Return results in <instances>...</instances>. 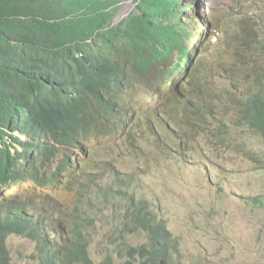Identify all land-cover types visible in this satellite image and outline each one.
I'll return each instance as SVG.
<instances>
[{"label":"trees","instance_id":"1","mask_svg":"<svg viewBox=\"0 0 264 264\" xmlns=\"http://www.w3.org/2000/svg\"><path fill=\"white\" fill-rule=\"evenodd\" d=\"M121 2L0 0V264H11L7 239L14 234L36 244L39 264H95L90 256L91 221L97 219L113 230L110 217L120 207L126 213L122 226H130V234L145 232L149 244L110 242V247L97 250L101 258L97 264L169 260L175 242L148 204L136 199L134 180L114 172L103 187L106 172L98 169L101 163L93 156L103 148L130 142L141 131L159 139L158 126L172 134L178 128L184 135L213 125V120H220L221 106L230 100L213 84L204 59H195L201 43L209 45L212 32L200 35L197 22L199 37L192 38L193 4L133 0V12L115 22ZM235 43L236 58L254 55V45L240 37ZM255 63L234 64L228 75L240 80L242 70L256 69ZM252 89L250 96L238 100L230 124L248 126L264 142V78L256 77ZM177 147L183 151L180 144ZM254 202L263 206L260 200ZM75 252L82 257L75 259Z\"/></svg>","mask_w":264,"mask_h":264},{"label":"rangeland","instance_id":"2","mask_svg":"<svg viewBox=\"0 0 264 264\" xmlns=\"http://www.w3.org/2000/svg\"><path fill=\"white\" fill-rule=\"evenodd\" d=\"M189 3L193 4L190 20L195 26L199 22L200 35L212 32L217 38H210L206 47L202 42L195 59H204L213 84L230 100L221 106L220 120L184 135L178 128L172 134L158 126L159 139L141 131L130 142L103 148L93 157L108 175L104 174L103 187L114 172L132 178L136 199L144 200L163 222L175 242L165 264H264V142L248 126L230 124L238 100L252 94L256 77L264 78V37H254L264 35V0H181L182 5ZM133 10V0H122L115 22ZM191 32L196 36L195 28ZM239 37L255 46L253 56L235 57ZM239 62H256V69L242 70L240 80L230 77L228 72ZM125 214L113 211L114 232L97 219L91 221L90 256L95 264L101 259L97 250L110 247V242L149 244L145 232L130 234L131 227L122 226ZM7 247L11 264H38L34 242L13 235Z\"/></svg>","mask_w":264,"mask_h":264},{"label":"bare ground","instance_id":"3","mask_svg":"<svg viewBox=\"0 0 264 264\" xmlns=\"http://www.w3.org/2000/svg\"><path fill=\"white\" fill-rule=\"evenodd\" d=\"M114 1H115V0H114ZM117 4H118V3H117ZM113 6H114V4H113ZM184 6H186V5H184ZM107 11H108V10H107ZM117 17H118V16H117ZM169 30H170V29H169ZM170 31H171V30H170ZM109 33H110V32H109ZM132 34H133V33H132ZM162 34H164V33H162ZM168 34H169V33H168ZM216 34H217V33H216ZM134 35H135V34H134ZM166 35H167V34H166ZM170 36H171V34H170ZM174 36H175V35H174ZM219 36H220V35H219ZM193 39H194V37H193ZM161 40H164V38L161 39ZM88 41H89V40H88ZM90 42H91V41H90ZM184 42H185V41H184ZM92 43H93V42H92ZM185 46H187V45H185ZM186 49H187V48H186ZM179 55H180V54H179ZM167 57H168V56H167ZM180 57H181V56H180ZM167 60H168V59H167ZM92 62H93V61H92ZM86 64H87V63H86ZM192 64H193V62H192ZM164 65H166V64H164ZM216 65H217V64H216ZM167 66H168V65H167ZM79 67H80V66H79ZM79 67H78V68H79ZM81 67H82V65H81ZM83 68H84V67H82V69H83ZM174 72H175V73H178L176 70H174ZM80 74H82V73H80ZM86 74H87V73H86ZM67 75H69V74H67ZM77 75H78V74H77ZM175 75H176V74H175ZM207 75H208V74H207ZM69 76H70V75H69ZM82 77H83V76H82ZM90 77H91V76H90ZM75 78H76V77H75ZM77 78H78V77H77ZM207 78H208V77H207ZM205 79H206V78H205ZM61 80H63V79H61ZM201 80H202V79H201ZM210 80H211V79H210ZM202 81H203V80H202ZM91 88H92V87H91ZM94 91H95V90H94ZM79 93H80V92H79ZM69 95H70V94H69ZM90 102H92V101H90ZM215 105H216V104H215ZM90 106H92V105H90ZM93 108H94V107H93ZM92 110H94V109H92ZM83 114H85V113H83ZM84 117H85V116H84ZM61 118H62V117H61ZM61 118H60V119H61ZM74 118H75V117H74ZM74 118H73V119H74ZM65 119H66V118H65ZM87 119H88V118H87ZM62 120H63V119H62ZM58 121H60V120H58ZM80 121H81V120H80ZM82 122H83V121H82ZM219 122H220V121H219ZM52 123H53V121H52ZM54 123H55V121H54ZM76 124H77V123H76ZM80 125H81V124H80ZM82 125H83V124H82ZM48 126H49V125H48ZM48 126H47V127H48ZM80 127H81V126H80ZM78 128H79V125H78ZM48 129H49V128H48ZM57 130H58V129H57ZM76 130H77V129H76ZM249 130H251V129H249ZM61 131H62V130H61ZM56 132H57V134H58V131H56ZM85 132H86V131H85ZM86 133H87V132H86ZM250 133H251V132H250ZM41 134H42V133H41ZM51 134H52V133H51ZM78 134H79V133H78ZM104 135H105V133H104ZM112 135H113V134H112ZM56 136H58V135H56ZM87 136H88V135H87ZM93 136H94V135H93ZM110 136H111V135H110ZM71 137H72V136H71ZM77 137H78V136H77ZM256 137H257V136H256ZM31 138H32V137H31ZM46 138H47V137H46ZM257 138H258V137H257ZM51 139H52V138H51ZM47 140H48V138H47ZM78 140H80V139H78ZM78 140H77V141H78ZM256 140H257V139H256ZM31 142H32V141H31ZM74 142H75V141H74ZM74 142H73V143H74ZM80 142H81V141H80ZM257 142H258V141H257ZM259 142H260V141H259ZM73 143H72V144H73ZM85 143H86V142H85ZM85 143H84V144H85ZM90 143H91V142H90ZM90 143H89V144H90ZM57 144H58V143H57ZM77 144H78V143H77ZM62 145H63V144H62ZM31 146H32V145H31ZM55 146H56V145H55ZM57 146H59V145H57ZM82 146H83V145H82ZM98 148H99V147H98ZM71 149H72V148H71ZM74 149H75V148H74ZM83 149H84V148H83ZM56 150H57V148H56ZM63 150H65V149H63ZM76 150H77V149H76ZM86 150H87V149H86ZM86 150H85V151H86ZM58 151H59V150H58ZM60 152H61V151H60ZM60 152H58V153H60ZM83 152H84V151H83ZM54 153H55V152H54ZM73 153H74V152H73ZM78 153H79V152H78ZM60 154H61V153H60ZM83 154H84V153H83ZM85 154H86V152H85ZM52 156H53V155H52ZM75 156H76V155H75ZM82 156H83V155H82ZM66 157H67V156H66ZM86 157H87V156H86ZM4 158H5V157H4ZM57 158H58V157H57ZM36 159H37V158H36ZM38 159H39V161H40V158H39V157H38ZM49 159H50V157H49ZM79 159H80V158H79ZM151 159H152V158H151ZM20 160H21V159H20ZM46 160H47V158H46ZM53 160H54V159H53ZM191 160H192V159H191ZM21 161H22V160H21ZM49 161H50V160H49ZM49 161H48V162H49ZM77 161H78V160H77ZM6 162H7V161H6ZM42 162H43V161H42ZM42 162H41V163H42ZM56 162H57V161H56ZM71 162H72V161H71ZM214 162H215V161H214ZM35 163H37V162H35ZM53 163H54V162H53ZM210 163H211V162H210ZM42 164H43V163H42ZM8 165H9V164H8ZM8 165H7V166H8ZM17 165H18V164H17ZM99 165H100V162H99ZM101 165H102V164H101ZM33 166H34V164H33ZM104 166H105V165H104ZM18 167H19V165H18ZM42 167H43V166H42ZM73 168H74V167H73ZM192 168H193V167H192ZM42 169H43V168H42ZM68 169H69V168H68ZM81 170H82V169H81ZM37 171H38V170H37ZM57 171H58V170H57ZM196 171H197V170H196ZM16 172H17V171H16ZM45 172H46V171H45ZM79 172H80V171H79ZM209 172H210V171H209ZM21 173H22V172H21ZM38 173H39V172H38ZM48 173H50V172H48ZM42 174H43V173H42ZM44 174H45V173H44ZM189 174H190V173H189ZM194 174H195V173H194ZM14 175H15V173H14ZM47 175H48V174H47ZM47 175H46V176H47ZM103 175H104V174H103ZM19 176H20V175H19ZM19 176H18V177H19ZM83 176H84V175H83ZM88 176H90V174H88ZM11 177H12V176H11ZM11 177H10V178H11ZM18 177H17V178H18ZM44 177H45V176H44ZM94 177H95V176H94ZM103 177H104V176H103ZM7 178H9V176H8ZM12 178H13V177H12ZM47 178H48V177H47ZM47 178H46V179H47ZM98 178H99V177H98ZM193 178H194V177H193ZM199 178H200V177H199ZM13 179H14V178H13ZM92 179H93V178H92ZM95 179H97V178H95ZM5 180H6V177H5ZM62 180H63V179H62ZM83 180H84V179H83ZM10 181H11V180H10ZM40 181H41V180H40ZM59 182H60V181H59ZM196 182H197V181H196ZM6 183H7V181H6ZM48 183H49V181H48ZM34 184H35V183H34ZM34 186H35V185H34ZM72 187H73V186H72ZM83 187H84V186H83ZM86 187H87V186H86ZM26 188H27V187H26ZM36 188H37V186H36ZM20 189H21V188H20ZM45 189H46V187H45ZM26 190H27V189H26ZM33 191H34V190H33ZM72 191H73V190H72ZM81 191H82V190H81ZM9 192H10V190H9ZM22 192H23V191H22ZM26 192H27V191H26ZM29 192H30V190H29ZM149 192H150V191H149ZM84 193H85V191H84ZM151 193H152V192H151ZM84 197H85V196H84ZM112 197H113V196H112ZM76 198H77V197H76ZM82 198H83V197H82ZM110 198H111V196H110ZM51 199H52V198H51ZM83 199H84V198H83ZM17 200H18V199H17ZM80 200H81V199H80ZM25 201H26V200H25ZM96 201H98V200H96ZM28 202H29V201H28ZM50 202H51V201H50ZM75 202H77V200H76ZM78 202H79V205H81L80 202H83V200H82V201H78ZM93 202H94V201H93ZM21 203H22V202H21ZM65 203H66V202H65ZM71 203H72V202H71ZM83 203H84V202H83ZM83 203H82V204H83ZM13 204H14V203H13ZM30 204H31V203H30ZM98 204H99V203H98ZM21 205H22V204H20V206H21ZM70 205H71V204H70ZM90 205H92V204H90ZM82 206H83V205H82ZM85 207H86V206H85ZM92 207H93V206H92ZM119 207H120V206H119ZM27 208H28V207H27ZM93 208H94V207H93ZM20 209H21V208H20ZM10 210H11V209H10ZM81 210H82V209H81ZM119 210H121V207H120ZM119 210H118V211H119ZM21 211H22V210H21ZM77 211H78V210H77ZM16 212H17V211H16ZM23 212H24V211H23ZM78 212H79V211H78ZM80 212H81V211H80ZM84 212H85V211H84ZM87 212H88V211H87ZM17 213H18V212H17ZM35 213H36V212H35ZM7 214H8V213H7ZM7 214H6V215H7ZM19 214H20V213H19ZM21 214H22V213H21ZM76 214H77V212H76ZM81 214H82V213H81ZM89 214H90V213H89ZM24 215H25V214H24ZM35 215H36V214H35ZM42 215H43V214H42ZM71 215H72V214H71ZM71 215H70V216H71ZM85 215H87V214H85ZM85 215H82V216H85ZM18 216H19V215H18ZM27 216H28V215H27ZM8 217H10V216H8ZM12 217H13V216H12ZM14 217H15V216H14ZM19 217H20V216H19ZM22 217H23V215H22ZM22 217H20V218H22ZM29 217H30V216H29ZM66 217H67V216H66ZM76 217H78V216H76ZM37 218H39V217H37ZM40 218H41V217H40ZM82 218H83V217H82ZM9 219H10V218H9ZM32 219H33V218H32ZM32 219H31V221H28V223H29V222H32ZM42 219H46V218H42ZM69 219H70V218H69ZM73 219H74V218H73ZM77 219H78V218H77ZM77 219H76V220H77ZM10 220H11V219H10ZM29 220H30V219H29ZM37 220H38V219H37ZM37 220H36V221H37ZM74 220H75V219H74ZM17 221H18V217H17ZM19 221H20V219H19ZM23 221H24V220H23ZM26 221H27V220H26ZM39 221H40V220H39ZM9 222H10V221H9ZM14 222H15V218H14ZM20 222H21V221H20ZM48 222H49V221H48ZM52 222H53V220H52ZM80 222H81V220H80ZM24 223H25V221H24ZM39 223H40V222H39ZM41 223H42V221H41ZM78 223H79V222H78ZM81 223H82V222H81ZM84 223H85V221H84ZM20 224H21V223H20ZM22 224H23V222H22ZM122 224H123V223H122ZM26 225H27V223H26ZM29 225H30V224H29ZM32 225H33V224H32ZM35 225H36V223H35ZM47 225H48V224H47ZM57 225H58V224H57ZM65 225H66V224H65ZM72 225H73V224H72ZM74 225H75V224H74ZM74 225H73V227H74ZM80 225H81V224H80ZM84 225H85V224H84ZM60 226H61V225H60ZM82 226H83V225H82ZM31 227H32V226H31ZM66 227H67V226H66ZM9 228H10V227H9ZM19 228H20V226H19ZM26 228H27V226H26ZM36 228H37V227H36ZM36 228H35V230H36ZM47 228H49V225H48ZM67 228H68V227H67ZM67 228H66V230L68 231L69 229H67ZM69 228H70V227H69ZM76 228H79V226L77 227V225H76ZM80 228L82 229V228H84V227H80ZM27 229H28V228H27ZM38 229H39V228H38ZM38 229H37V230H38ZM0 230H1V229H0ZM58 230H59V228H58ZM78 230H79V229H78ZM17 231H18V230H17ZM32 231H33V230H32ZM61 231H62V230H61ZM73 231H74V230H73ZM79 231H80V230H79ZM41 232H42V231H41ZM43 232H44V231H43ZM74 232H76V231H74ZM10 233H11V230H10ZM69 233H70V232H68V235H69ZM77 233H79V232H77ZM98 233H99V232H98ZM98 233H97V234H98ZM4 234H5V233H4ZM4 234H3V235H4ZM37 234H39V233H37ZM73 234H74V233H73ZM87 234H88V233H87ZM1 235H2V233H1ZM14 235H15V234H14ZM18 235H19V234H18ZM75 235H77V234H75ZM81 235H82V234L80 233V236H81ZM99 235H100V234H99ZM99 235H98V236H99ZM21 236H22V235H21ZM29 236H30V235H29ZM39 236H40V235H39ZM41 236H42V235H41ZM47 236H48V233H47ZM59 236H60V235H59ZM73 236H74V235H73ZM73 236H72V237H73ZM78 236H79V235H78ZM1 237H2V236H1ZM4 237H5V236H4ZM54 237H55V236H54ZM61 237H62V236H61ZM72 237H71V239H72ZM89 237H90V236H89ZM6 238H7V237H6ZM42 238H43V236H42ZM79 238L81 239V238H83V236H82V237H79ZM90 238H91V237H90ZM90 238H89V240H90ZM38 239H39V238H38ZM38 239H37V240H38ZM77 239H78V237H77ZM77 239H75L74 241H76ZM80 239H79V240H80ZM84 239H85V238H84ZM84 239H81V240H84ZM1 240H3V238H2ZM7 240H8V239H7ZM10 240H11V239H10ZM52 240H53V239H52ZM91 240H93V238H92ZM91 240H90V241H91ZM3 241H4V240H3ZM54 241H55V240H54ZM60 241H61V240H60ZM49 242H50V240H49ZM51 242H52V241H51ZM51 242H50V243H51ZM61 242H62V241H61ZM70 242H71V241H70ZM81 242H82V241H81ZM4 243H5V242H4ZM40 243H41V242H40ZM54 243H55V242H54ZM56 243H57V242H56ZM82 243H83V242H82ZM84 243H85V242H84ZM89 243H90V242H89ZM46 244H47V243H46ZM72 244H73V243H72ZM72 244H71V247H72ZM77 244H78V243H77ZM90 244H92V243H90ZM40 245H41V244H40ZM81 245H82V244H81ZM83 245L86 246V245H88V244H83ZM1 246H2V245H1ZM3 246H4V245H3ZM3 246H2V247H3ZM46 246H47V245H46ZM50 246H51V245H50ZM79 246H80V245H79ZM79 246L77 245L76 247H79ZM85 246H84V247H85ZM37 247H38V245H37ZM41 247H43V246H41ZM53 247L56 248V246H53ZM53 247H52V248H53ZM66 247H67V246H66ZM178 247H179V246H178ZM46 248H47V247H46ZM48 248H49V247H48ZM73 248H74V247H73ZM80 248H82L81 250L84 249V248L81 247V246H80ZM183 248H184V247H183ZM43 249H44V248H43ZM56 249H57V248H56ZM56 249H55V251H56ZM179 249H180V248H179ZM45 250H46V249H45ZM52 250H53V249H52ZM69 250H70V249H69ZM77 250H78V248H77ZM88 250H89V249H88ZM4 251H5V249H4ZM48 251H49V250H48ZM48 251H47V254H48ZM61 251H62V250H61ZM63 251H64V250H63ZM66 251H67V250H66ZM66 251H65V252H66ZM73 251H74V249H73ZM75 251H76V249H75ZM50 252H51V251H50ZM58 252H59V251H58ZM68 252H69V251H68ZM82 252H83V251H82ZM86 252H87V249H86ZM86 252H85V249H84V254H85ZM88 252H89V251H88ZM91 252H92V251H91ZM26 253H27V252H26ZM43 253H44V252H43ZM52 253H53V252H52ZM54 253H55V252H54ZM63 253H64V252H63ZM71 253H72V252H71ZM76 253H77V252H75L74 255L69 254V253H68V254H69V255H72V256H75ZM79 253H80V252H79ZM64 254H65V253H64ZM91 254H92V253H91ZM27 255H28V253H27ZM27 255H26V256H27ZM31 255H32V254H31ZM33 255H34V254H33ZM37 255H38V254H37ZM41 255H42V254H41ZM48 255H49V254H48ZM55 255H56V254H55ZM69 255H68V256H69ZM81 255H82V253H81L80 255L78 254L77 256L82 257ZM88 255H89V254H87V256H88ZM98 255H100V254H98ZM171 255H172V254H171ZM176 255H177V254H176ZM45 256H46V255H45ZM45 256H44V257H45ZM66 256H67V255H66ZM77 256H75V259H77V258H76ZM83 256H84V255H83ZM7 257H8V256H7ZM33 257H34V256H33ZM33 257H32V258H33ZM44 257H43V258H44ZM48 257H49V256H48ZM48 257H46V258H48ZM50 257H51V256H50ZM50 257H49V258H50ZM63 257H64V256H63ZM18 258H21V257H18ZM34 258H35V257H34ZM37 258H38V257H37ZM39 258H40V257H39ZM49 258H48V259H49ZM59 258H60V256H59ZM69 258H70V257H69ZM87 258L89 259V257H87ZM4 259H5V258H4ZM4 259H3V260H4ZM44 259H45V258H44ZM44 259H43V260H44ZM51 259H53V258L51 257ZM65 259L68 261V258H67V257H66ZM65 259H64V260H65ZM83 259L86 260L84 257H83ZM174 259H175V257H174ZM3 260H2V261H3ZM6 260H9V259H6ZM18 260H19V259H18ZM30 260H31V259H30ZM54 260H55V259H53V261H54ZM77 260H78V259H77ZM90 260H91V259H90ZM95 260H96V258H95ZM176 260H177V259H176ZM21 261H22V260H21ZM24 261H25V259H24ZM81 261H82V259H81ZM197 261H198V260H197ZM50 262H51V260H50ZM86 262H87V261H86ZM86 262H85V263H86ZM91 262H92V261H91ZM94 262H95V261H94ZM2 263H3V262H2ZM2 263H1V264H2ZM29 263H30V262H29ZM35 263H36V262H35ZM61 263H62V262H61ZM68 263L70 264V262H68ZM71 263H72V261H71ZM87 263H90V262L88 261ZM195 263H196V262H195ZM38 264H39V262H38ZM49 264H50V263H49ZM76 264H77V263H76Z\"/></svg>","mask_w":264,"mask_h":264},{"label":"clouds","instance_id":"4","mask_svg":"<svg viewBox=\"0 0 264 264\" xmlns=\"http://www.w3.org/2000/svg\"><path fill=\"white\" fill-rule=\"evenodd\" d=\"M123 19H124V18H123ZM120 21H121V20H120ZM190 24L193 25V26H195L191 21H190ZM203 27L205 28L206 26L204 25ZM192 29H193V28H191V30H192ZM195 29H196L197 32H198L197 23H196ZM190 32H191V31H190ZM191 35H192V32H191ZM192 38H193V36H192ZM210 38H213L214 41H217V38H216V36H214V35H211ZM195 39H197V36H196ZM185 45H187V41L185 42Z\"/></svg>","mask_w":264,"mask_h":264}]
</instances>
